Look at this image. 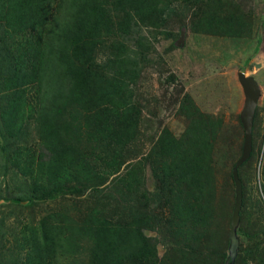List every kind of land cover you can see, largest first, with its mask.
<instances>
[{
  "label": "trees",
  "instance_id": "trees-1",
  "mask_svg": "<svg viewBox=\"0 0 264 264\" xmlns=\"http://www.w3.org/2000/svg\"><path fill=\"white\" fill-rule=\"evenodd\" d=\"M180 1L204 2L0 0L1 122L11 137L32 123L38 138L33 147H17L11 165L31 180V194L40 200L79 195L116 177L83 219H72L67 208H60L28 238L17 233L25 255L16 264L225 263L222 187L211 153L222 119L199 112L185 94L178 109L187 119L181 136L161 130L149 152L129 167L125 154L141 115L131 86L140 77V63L147 62L138 55L149 47L117 40L115 30L130 25L131 12L136 24L160 29ZM231 6L235 12L226 14ZM120 12L122 20L113 21L111 13ZM191 31L249 38L251 14H240L233 0H207ZM146 168L158 184L152 194L143 188ZM229 177L234 188L231 170ZM139 194L148 203L164 198L167 204L168 237L161 257L144 234L153 230L155 219L140 210ZM262 201L257 198L264 212ZM254 238L253 257L247 260L264 264V232ZM66 244L72 248L66 250ZM234 264L246 261L240 254Z\"/></svg>",
  "mask_w": 264,
  "mask_h": 264
},
{
  "label": "rangeland",
  "instance_id": "rangeland-1",
  "mask_svg": "<svg viewBox=\"0 0 264 264\" xmlns=\"http://www.w3.org/2000/svg\"><path fill=\"white\" fill-rule=\"evenodd\" d=\"M177 2L176 13L168 18L162 28H150L136 24L135 12L130 25L117 27L115 32L125 42L135 47V41L143 42L149 49L139 53L141 74L131 86L134 102L141 111L136 139L126 148L128 167L144 157L155 143L161 130L168 129L179 138L187 125V119L178 112L180 101L186 94L204 115L220 117L222 128L212 148V162L218 169L221 184L220 215L226 232L225 244L228 255L230 219L234 205V188L229 171L242 153L244 132L239 119L244 105V94L237 73L252 76L260 87L252 128V155L239 168L243 198L240 221L237 227L238 255L246 264H251L255 234L264 232L263 210L258 208L257 198L264 205V0H233L234 6L244 17L251 14L252 33L249 38H226L195 34L191 26L205 9V2ZM216 1V0H214ZM225 1V0H223ZM226 14L235 12L233 6L224 9ZM113 21L122 20L119 14L111 13ZM136 24V25H135ZM164 31L167 34H159ZM145 39H142V38ZM137 51V50H136ZM106 52L101 54V59ZM100 58V56L98 57ZM5 99L0 94V264H16L25 252L19 250L16 235L27 238L30 231L43 219L67 208L70 218L80 220L95 205L96 199L113 184L116 177L96 188L84 190L79 195L57 200H40L31 194V180L20 175L11 165L10 157L17 147H33L38 142L33 124H28L21 135L9 136L1 122ZM127 169V168H126ZM123 170L121 173H124ZM119 176V175H118ZM143 188L149 194L158 190V184L146 168ZM139 208L153 220L152 231L144 234L157 244L158 255L165 252L164 242L168 237V209L165 200L148 203L139 194ZM50 218V217H49ZM29 224L25 227L23 225ZM32 225V226H30ZM247 234V235H246ZM20 242V238H19ZM66 244L65 249L70 250ZM237 259V258H236Z\"/></svg>",
  "mask_w": 264,
  "mask_h": 264
},
{
  "label": "water",
  "instance_id": "water-1",
  "mask_svg": "<svg viewBox=\"0 0 264 264\" xmlns=\"http://www.w3.org/2000/svg\"><path fill=\"white\" fill-rule=\"evenodd\" d=\"M237 79L244 94V105L239 115L244 132V140L241 156L231 169L235 195L233 211L230 219L228 255L224 264H234L237 258L239 241L236 233L240 221V211L243 198L242 182L239 178L238 170L248 161L252 152L253 118L261 94L260 87L252 76H246L243 72H238Z\"/></svg>",
  "mask_w": 264,
  "mask_h": 264
}]
</instances>
